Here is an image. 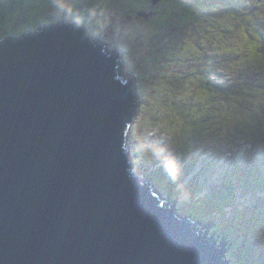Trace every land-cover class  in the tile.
I'll return each mask as SVG.
<instances>
[{"label": "water", "instance_id": "water-1", "mask_svg": "<svg viewBox=\"0 0 264 264\" xmlns=\"http://www.w3.org/2000/svg\"><path fill=\"white\" fill-rule=\"evenodd\" d=\"M93 41L75 21L0 44V264H230L134 170L136 90Z\"/></svg>", "mask_w": 264, "mask_h": 264}, {"label": "rangeland", "instance_id": "rangeland-1", "mask_svg": "<svg viewBox=\"0 0 264 264\" xmlns=\"http://www.w3.org/2000/svg\"><path fill=\"white\" fill-rule=\"evenodd\" d=\"M142 1L0 0V16H5L2 20L6 26L0 29V40L8 35L21 36L26 32H35L41 25H62L75 19L78 22L81 21L83 27L87 28L85 30L91 36H95L101 44L109 45V52L121 50L119 52L122 60L120 74L124 75V78L127 76L134 78L140 100L138 115L129 136V155L134 157L133 164L136 171L141 173V178L148 180V184L160 198L171 201L173 209H176L180 215L189 216L194 221L200 222L197 228L208 232L219 241V245L226 249L225 240L228 239L230 242L232 239L227 237L222 239L221 236L212 234L210 231L219 226L224 233L229 234L235 224L241 226L245 215L249 213V211L246 213L243 211L251 207L254 200H256L255 208L261 207L264 211V191H257L258 187L254 189L248 185L249 191L244 193L247 185L240 187L233 182L230 184V189L236 191L234 208H224L223 217L220 213H215L213 208H211V214L205 212L199 216L197 213L199 208L202 209L201 207L204 206L203 200L209 196L213 188L229 184L224 183L223 180L224 178L231 180L230 172L235 173L237 170L241 178L245 176V166L247 170V164L250 162L249 155L255 164L248 167L247 172L251 177H257L264 182L263 138L255 137V131L249 127L252 124L264 135V40L258 36L256 28L251 29L245 25L225 37H222L225 35L222 28H217L219 39L217 40V37L215 39L214 31L213 39L216 41L210 40L212 31L208 29H211V25L219 23L221 11L236 10V4L232 5V9L227 8V3L234 2L233 0H166L164 4L159 5V8L162 5L164 11L163 27L164 30H171V34L178 37L179 41L174 44L175 39L170 37L165 44L162 40L163 33H160L154 46L149 43H140L143 38L148 41V37L139 31L142 19L148 20L154 16V13L152 17L148 15L147 18L138 16L139 13H148L138 10L142 7ZM240 2L246 3V8L250 5L246 10L264 11V0H239L236 3ZM56 4L65 5L59 17L55 15ZM11 7L12 9H3ZM198 9L209 11V14L203 16L195 11ZM192 10L196 17L191 24H188L191 22ZM198 16H202L203 20L199 21ZM216 18L218 20L214 21ZM230 23L232 24V20ZM171 34L169 32V35ZM204 34L209 37L208 40L203 38ZM167 42L172 45L170 48H165L166 52L163 54L164 46L168 45ZM199 50L205 52L206 58H209L205 67L199 63V55L198 59H194L193 54ZM147 58L151 60V63L147 61ZM190 63L192 66L189 65ZM194 69L195 73L199 74L209 70L210 80L217 79V81L214 80L215 86L223 82L232 91L236 90L235 83L239 79L234 73L238 72L242 78L238 84V96L231 101L224 100V105H217L229 106L225 124H233L228 132L232 134L228 136L230 141L220 138V144L212 147L213 150L204 148L208 146L206 142H202L201 146L191 144L194 140L183 145L177 140H173L174 143L172 141L167 143L172 129L161 122L162 118L150 120L152 118L149 113L153 106L155 113L164 115V121L179 124L181 116L178 110L187 109L190 103H195L194 108H196L197 104L202 105L204 97L207 100L208 94L201 91V85L196 84V80L187 75ZM185 75H187L186 78ZM194 92L197 93L194 95ZM209 93L210 96H208L212 100L211 96L214 93L211 88ZM204 102L203 100L202 108L205 109L202 112L208 107L207 101V107L204 106ZM212 105L211 101L209 106L212 107ZM207 110H210V107ZM195 114L197 115L196 112ZM242 117L245 120H242L243 123ZM235 140H238V143H235ZM183 148L188 149L185 159L183 155L186 154L184 153L186 149ZM231 150L237 152L238 159H234L235 152L232 155ZM242 153H247V157L245 155L242 157ZM158 154L175 161L178 165L179 171L175 179L166 171L165 164L156 165ZM145 156L148 157L147 162L144 160ZM243 159L246 164L243 163ZM252 193L256 195V198L252 197ZM191 207L196 208L195 214H190ZM202 219H206L207 222L203 224ZM232 245L230 250H227L232 264H253L240 259L237 255L238 250ZM254 246L252 244V247ZM248 253H251L254 259L257 256V252L253 249ZM258 263L264 264V258Z\"/></svg>", "mask_w": 264, "mask_h": 264}, {"label": "trees", "instance_id": "trees-1", "mask_svg": "<svg viewBox=\"0 0 264 264\" xmlns=\"http://www.w3.org/2000/svg\"><path fill=\"white\" fill-rule=\"evenodd\" d=\"M234 2H228V9H232V5L236 4L237 7H235L236 10H223L221 11V19L219 20V23L216 25H211V29L209 28L208 30L212 31V37L210 38V40L212 39L213 41H216L213 39V32L215 35V39L217 37V40L219 39V35L217 33V28L221 30H223L225 33V35H222V37L227 36L228 34H231L232 32H234L236 29H239L242 25L249 27L252 29V27L256 28V32L258 33V36L261 38V40H264V15H262V13L264 14V11L262 10H246L247 8H249L250 5H248V7L246 8V3H236L239 0H233ZM110 3V2H109ZM107 3V5L109 4ZM142 7L139 12H148V13H154V16L152 17L150 23L148 24V27L145 29L147 31H143L140 32L142 34H144V36L148 37V41H145L144 38L141 40L140 43H149L150 45L154 46V43H157V37L160 33L162 34V40L163 43H165L166 41L169 40V38L173 37L175 39L174 44H177L178 37L176 38L175 35L171 34V30H164L163 27V18H162V14H163V7L161 5V8H159V6H154L152 4L151 0H143L141 3ZM109 6V5H108ZM106 7V6H105ZM3 9H12L11 8H3ZM132 12H135L134 10H130ZM197 13H201L203 16L204 15H208L209 11L206 10H195ZM215 11V10H214ZM194 10H192V14H191V18L188 24H191L192 21L195 19L196 15L193 14ZM226 12V13H225ZM161 13V14H160ZM4 16V15H3ZM3 17L0 16V29L6 28V26H4V20H2ZM9 20V18H7ZM198 20L201 21L203 20L202 16H198ZM218 19L216 18L214 21H217ZM230 20H232V24L230 23ZM250 20V21H249ZM211 21V20H210ZM253 25V26H252ZM169 32L171 35H169ZM10 36V35H8ZM7 36V37H8ZM203 38H205L206 40L209 39V37L204 34L202 35ZM161 40V41H162ZM1 41V40H0ZM183 42V41H182ZM166 44V43H165ZM168 44V42H167ZM172 44H168L166 46H164L163 49V54H165L166 50L165 48H170ZM197 49H199V47L197 46ZM151 51V49H150ZM226 53V52H225ZM197 54V56H196ZM196 54L194 53V59H198V55H199V63H202V66L205 67V63L207 62V60H209V58H206L205 56V52H201L200 50L196 52ZM147 61L151 63V60ZM188 61V60H187ZM189 65L192 66V63H190ZM193 68V67H192ZM228 69V68H227ZM231 69V67H230ZM229 69V70H230ZM230 72V71H229ZM235 75H237V77L239 78L236 83H235V91H232L229 87H226L225 83H221V84H217V86L214 85V80L217 81V79H214L213 81L210 80L209 78V70L206 73H195V69L190 71L189 76H192L193 79H195V83L196 84H200L201 85V91H205V94L210 96L209 93V88L212 89L214 95L211 96L213 97L212 100L209 98V96L207 95V100L206 97H204L202 99V105H203V100L205 101V105L206 106V101L208 104V107H210V110H204V112H202L203 109L202 105H198L196 106V108H194L195 103H190V105L187 107V109H184L182 111L178 110V113L181 116V121L179 124H174L168 121H164L163 117L164 115L161 113H155L153 111V106L151 107V111H150V116L152 119L150 120H154V118H162L161 122L166 125L167 128H171L172 132L170 135H168L167 138V143H170V141H172L174 143L173 140H177L178 142H181V144L183 145L184 143H189L192 142L194 140L193 143L191 144H195L197 146H201L202 142H206L208 143V146H205V149L208 150H213L214 146H216L217 144H220V138H224L230 141V138H228V136L232 135L231 133L228 134L229 129H230V125H226L225 124V120L228 116V107H221V106H217V105H224V100L227 101H231L232 98H235L238 96V84L239 82L242 81V78L240 77V75L237 73H234ZM185 75V78L186 76ZM229 77V76H227ZM159 81H160V77H159ZM158 81V82H159ZM199 85V86H200ZM190 86V85H188ZM197 92H194V95ZM189 96V95H188ZM187 96V97H188ZM205 96V95H204ZM145 100V98H143ZM213 102L212 107L209 106L210 102ZM226 101V102H227ZM217 106V107H216ZM241 109V108H240ZM197 113V115L195 114V112ZM242 111V109H241ZM148 116V115H147ZM243 120V117L241 119V122ZM159 121V120H157ZM245 121V120H243ZM247 122V121H246ZM243 123V122H242ZM251 129H253L256 133L255 137L259 138H263V142H264V135L262 133H260L259 131H257L255 129V127L251 124L249 126ZM173 134V135H172ZM235 138V137H233ZM172 139V140H171ZM196 141V142H195ZM235 143H238V140H235ZM253 143V142H252ZM186 149V148H183ZM207 150V151H208ZM186 153L188 151V149L184 150ZM191 152V151H190ZM189 152V153H190ZM235 152V157L234 159H238L237 157V152L235 150H231V154L233 155ZM188 153L184 154V159L187 156ZM157 155V154H156ZM247 157V153L244 154L242 153V157ZM159 156V154H158ZM221 157V156H220ZM148 157L145 156V161L147 162ZM151 159H149V162ZM158 163L156 165H158L159 163H161L162 165L166 164L167 162H171L170 159H166L165 157L159 156V158L156 160ZM248 164H247V170L248 167H252L253 166V159H251V156H248ZM243 163L246 164L244 162L243 159ZM255 164V163H254ZM155 165V166H156ZM246 170V166H245V176L243 178H241L240 174H237V170L235 173H231V180L228 181L224 178L223 182L226 183L228 182V185H220L218 187H215L211 190L209 196H207V198L205 200H203V204L204 206L201 207L202 209L199 208L198 211V215L201 216L203 213L208 212L211 214V208L215 209L214 212L216 213H220L221 217H223V210L226 207H230L231 209L234 208V194L236 193L235 189H230V184L233 182H236V184H238L240 187H244V185L246 184L247 186L244 189V193H248L249 189H248V185L254 189L258 190H262L264 191V182L262 180H259L257 177L254 176H250V174L247 172ZM165 171V170H164ZM160 173V171H158ZM237 174V175H236ZM185 176V175H183ZM183 178V177H182ZM253 194V193H252ZM253 198H256V195H252ZM255 203L256 200L252 201L251 203V207H249L247 210L244 209V213L248 212V214L245 215V219L244 222L241 224V226H237V224H235L232 228V230L228 233H224L222 231V229L219 228V226H216L215 229H213L211 231V233H216V235H219L225 239L227 238H231L232 241H228L225 240V242L227 243L228 246H233L234 249L238 250V257H240V259L242 260H246L249 263H253V264H259L258 262L260 260H262L264 258V242H258L256 239L257 233H264V211L262 210L261 207L259 208H255ZM190 205V203H189ZM254 208V209H253ZM204 210V212L202 211ZM235 210V209H233ZM186 211V210H185ZM242 212V213H243ZM195 214L196 213V208L191 207L190 209V214ZM201 222L203 224H205L207 222L206 219H202ZM228 223V222H227ZM246 223V224H245ZM227 237V238H226ZM230 240V239H229ZM252 244L255 245L254 247H252ZM255 250L257 252V256L255 257V259L253 258L252 254L248 253L251 250Z\"/></svg>", "mask_w": 264, "mask_h": 264}, {"label": "clouds", "instance_id": "clouds-1", "mask_svg": "<svg viewBox=\"0 0 264 264\" xmlns=\"http://www.w3.org/2000/svg\"><path fill=\"white\" fill-rule=\"evenodd\" d=\"M55 7H56V9H57V12L55 13V15H56L57 17H59L60 12H63V11H64V9H65V5H63V4H56ZM68 10L71 11V9H68ZM70 20H71V19H70ZM75 21H76L75 19H72L71 21H68V22H73V23H74ZM77 22H78V21H77ZM79 23L83 26V24H82L81 21H79ZM43 26H44V25H41V26L38 28V30H39V29H42ZM49 26H52V25H49ZM85 28H86V27H85ZM85 28L83 27L84 30H85ZM38 30H36V31H38ZM86 30H87V28H86ZM86 30H85V31H86ZM36 31H35V32H36ZM86 33H87V34H88V35L94 40L93 42H94L95 44L107 48V51H108V47H109V45H107V44H101V42H100L97 38H95V36H91V34L88 33V31H86ZM25 34H31V32H26V33L22 34L21 36H15V35L12 36V35H10V36L5 37L4 39H2V40L0 41V44L4 43V42L7 41V40H12V41L21 40ZM120 51H121V50H118V51H112V52H110V53H112V54L117 53V54L119 55V54H120V53H119ZM108 52H109V51H108ZM119 61L121 62V66H120V68H121V67H122L121 55H119ZM119 76H120L121 78H124V75H121V74H120V69H119ZM124 79H128V80L133 81V86L135 87L134 78H133L132 76H127V77L124 78ZM135 90H136V87H135ZM135 94H136V103L138 104V108H137V114H136V116H135V119H134L133 123H134L135 120H136V117H137V115H138V110H139V107H140V100H139V97H138V95H137V94H138L137 91H136ZM132 125H133V124H132ZM131 127H132V126H131ZM128 156L131 158V159H129L130 163L133 164V159H134V157H133V156H130V155H129V152H128ZM133 165H134V164H133ZM165 168H166V171H168L169 175H171V176L175 179V178H176V175L178 174V171H179L178 165L175 163V161L167 162V163L165 164ZM134 170L136 171V167H135V166H134ZM136 173H137L138 175H140V178H141V173H138L137 171H136ZM142 179H143V178H142ZM143 180H146L147 183H148V180H147V179H143ZM148 185H149V184H148ZM149 186H151V185H149ZM152 189H153V188H152ZM154 193H155V192H154ZM155 194L159 197V195H158L157 193H155ZM210 233H211V231H210ZM209 235H210V234H209ZM210 236H211V235H210ZM256 239H257L258 242H264V233H257ZM217 241H218V240H217ZM218 243H219V241H218ZM225 243H226V242H225ZM230 247H231V246H228L227 243H226V249H229V250H230ZM229 250H228V251H229ZM226 256H227V258H228L230 264H232V263H231V259L228 257L227 253H226Z\"/></svg>", "mask_w": 264, "mask_h": 264}, {"label": "flooded vegetation", "instance_id": "flooded-vegetation-1", "mask_svg": "<svg viewBox=\"0 0 264 264\" xmlns=\"http://www.w3.org/2000/svg\"><path fill=\"white\" fill-rule=\"evenodd\" d=\"M111 2H114V1H111ZM166 2V0H163L162 2H160L157 6H159L160 4H164ZM143 8V7H142ZM2 17H3V19H5V16H3V15H1ZM139 16V15H138ZM135 18H137V17H135ZM139 19V18H138ZM151 19L152 18H150V19H148V20H143L142 19V25H141V27H140V29H139V31L140 32H143L147 27H148V24L150 23V21H151ZM1 23V22H0ZM145 31H147V30H145ZM101 38V37H100Z\"/></svg>", "mask_w": 264, "mask_h": 264}, {"label": "bare ground", "instance_id": "bare-ground-1", "mask_svg": "<svg viewBox=\"0 0 264 264\" xmlns=\"http://www.w3.org/2000/svg\"><path fill=\"white\" fill-rule=\"evenodd\" d=\"M61 22V21H60ZM66 22V21H65ZM52 26H55V24H53ZM29 35V34H28ZM15 42H17V41H15Z\"/></svg>", "mask_w": 264, "mask_h": 264}]
</instances>
